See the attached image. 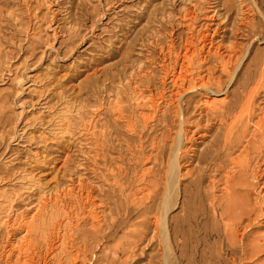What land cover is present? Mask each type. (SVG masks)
<instances>
[{
	"label": "rangeland",
	"instance_id": "374dc122",
	"mask_svg": "<svg viewBox=\"0 0 264 264\" xmlns=\"http://www.w3.org/2000/svg\"><path fill=\"white\" fill-rule=\"evenodd\" d=\"M205 95L249 106L246 131L225 142L231 119H214ZM179 104L187 161L166 221L181 233L169 227L165 249L161 222L141 211L163 188ZM217 147L214 162L197 161ZM54 177L52 220L20 258L18 217ZM164 257L264 264V0H0V264Z\"/></svg>",
	"mask_w": 264,
	"mask_h": 264
},
{
	"label": "bare ground",
	"instance_id": "6f19581e",
	"mask_svg": "<svg viewBox=\"0 0 264 264\" xmlns=\"http://www.w3.org/2000/svg\"><path fill=\"white\" fill-rule=\"evenodd\" d=\"M185 53L182 55L183 58L187 56V53L191 52V49L188 47H184ZM182 69V66L180 67V70ZM183 77V74L181 71L175 74H172V83H178L177 81ZM208 85V84H204ZM219 85V84H218ZM204 104L205 108L208 112L211 113V115L214 117V119H217L218 121H224L226 122L229 118L231 119L228 124H226L225 129V142H228V139L230 140L231 134H234L232 131L236 128V130L239 132V135L246 131V125L248 121H251V114H250V108L249 106L242 108V106L236 105V102H232L229 105H226L224 102H217L215 97H209L205 95ZM138 98V97H137ZM149 103L155 104L158 100H154L153 98L147 99ZM157 107V106H156ZM240 109L238 112V115H232L230 116V113L235 109ZM174 115L177 117V120H180L178 124V129L176 130V135L174 136L172 142L169 145L168 150V157L171 158L167 162V171L166 176L164 180V185L161 191L156 193L153 196L154 204L153 206H148L144 208L141 213L145 216H151L154 218L153 222H161V233H163V241L165 243V249L169 248V237L171 236V233L169 232L171 227V224H168L166 219H168L167 213L174 203V189L176 186V174L178 170L179 163L185 159L187 161V158L184 157V149H182V144L180 142V138L182 135H184L185 128L182 126V124L186 121L185 115L183 112V105L179 104L176 105V109L174 110ZM252 122V121H251ZM254 130L259 131L260 124L254 123ZM69 122L68 120L64 121L61 125L62 130L68 132L69 131ZM223 143L221 147L226 146V143ZM219 153L218 147L217 149H213V151H205L203 152L199 157L197 161L204 162L206 164H210L211 162H214L215 156ZM51 169L53 171H56V165L52 166ZM56 175V174H55ZM54 175V176H55ZM50 179L46 180L45 182L37 181V185L39 186V194L37 196L36 204L32 208V210L24 215H22L19 220V226L22 235L18 240H16V244L14 246L15 251L19 254L20 258H23L25 256V252L28 249V246L30 244L29 234L33 232V230L37 229L39 226H41L44 222L51 219L54 214V211H50L46 216H44V210H45V203H44V197H48V195H52L55 193L59 186H58V179L54 177L50 182ZM49 183V184H48ZM198 183L195 182L194 188L196 189ZM151 198V197H150ZM149 198V199H150ZM158 200V201H157ZM9 203V202H8ZM10 205V204H9ZM10 207H7V209ZM147 216V217H148ZM149 218V217H148ZM61 222H58L55 224L54 229L55 235L54 238H57L58 241H61V246L64 247L65 242V235H63L64 227L62 228V223L69 219L68 215H65ZM52 220V219H51ZM189 222L195 224V221L192 218H189ZM182 226L180 229L184 227V224H181ZM172 228V227H171ZM172 232L175 235H179L181 232L178 228H172ZM174 262L167 259V257H164V264H173Z\"/></svg>",
	"mask_w": 264,
	"mask_h": 264
}]
</instances>
